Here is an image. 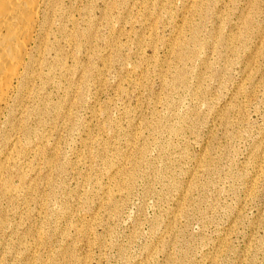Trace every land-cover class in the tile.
Masks as SVG:
<instances>
[{
	"label": "rangeland",
	"instance_id": "obj_1",
	"mask_svg": "<svg viewBox=\"0 0 264 264\" xmlns=\"http://www.w3.org/2000/svg\"><path fill=\"white\" fill-rule=\"evenodd\" d=\"M57 2L0 264H264V0Z\"/></svg>",
	"mask_w": 264,
	"mask_h": 264
},
{
	"label": "bare ground",
	"instance_id": "obj_2",
	"mask_svg": "<svg viewBox=\"0 0 264 264\" xmlns=\"http://www.w3.org/2000/svg\"><path fill=\"white\" fill-rule=\"evenodd\" d=\"M105 1V0H104ZM193 2V1H192ZM198 2V1H197ZM73 3V2H72ZM204 3V2H203ZM57 0H0V132L5 120H10L15 106L23 103L34 92L33 80L40 74L42 57L47 48L56 15ZM117 4V3H116ZM144 4V3H143ZM170 4V3H169ZM86 6V5H85ZM118 6V5H117ZM174 6V5H173ZM62 7V5H61ZM84 7V6H83ZM184 7V6H183ZM194 7V6H193ZM198 7V6H197ZM200 7V6H199ZM68 8V7H67ZM132 8V7H131ZM203 8V7H202ZM66 9V8H65ZM109 9V8H108ZM133 9V8H132ZM151 9V8H150ZM80 10V9H79ZM114 10V8H113ZM141 10V9H140ZM145 10V9H144ZM161 10V9H160ZM188 10V9H187ZM64 11V10H63ZM110 11V10H109ZM125 11V10H124ZM154 11V10H153ZM162 11V10H161ZM65 12V11H64ZM169 12V11H168ZM62 13V12H61ZM80 13V12H79ZM87 13V12H86ZM140 13V12H138ZM129 14V13H128ZM153 14V13H152ZM200 14V13H199ZM71 15V14H70ZM171 15V14H170ZM63 16V15H61ZM60 16V17H61ZM137 16V15H136ZM149 16V15H148ZM192 16V15H191ZM70 17V16H69ZM64 18V17H63ZM133 18V17H132ZM70 19V18H69ZM147 19V18H146ZM75 20V19H73ZM126 20V19H125ZM183 20V19H182ZM74 22V21H72ZM64 23V22H63ZM110 23V22H109ZM74 24V23H73ZM108 24V21H107ZM106 24V25H107ZM189 24V23H188ZM101 26V25H100ZM180 26V25H179ZM76 27V26H75ZM98 27V26H97ZM133 27V26H132ZM90 28V27H89ZM98 30V29H97ZM64 31V30H63ZM121 31V30H120ZM180 31V30H179ZM86 32V31H85ZM91 33V32H90ZM112 33V32H111ZM114 34V32H113ZM130 34V33H129ZM180 34V33H179ZM53 35H55L53 33ZM76 35V34H75ZM74 35V36H75ZM94 35V34H93ZM178 35V34H177ZM56 36V35H55ZM72 37V36H71ZM130 37V36H129ZM155 37V36H154ZM176 37V36H175ZM150 38V37H149ZM186 38V37H185ZM57 39V38H56ZM115 39V38H114ZM178 39V38H177ZM229 39V38H228ZM69 40V39H68ZM92 40V39H91ZM97 40V39H96ZM119 40V39H118ZM79 41V40H78ZM114 41V40H113ZM182 41V40H181ZM89 42V41H88ZM152 42V41H151ZM175 42V41H174ZM179 42V41H178ZM81 43V42H80ZM93 43V42H92ZM195 43V42H194ZM83 44V43H82ZM115 44V43H114ZM177 44V42H176ZM182 44V43H181ZM172 45V44H171ZM180 45V44H179ZM176 46V45H175ZM181 46V45H180ZM108 47V46H107ZM179 47V46H178ZM91 48V47H90ZM115 48V47H114ZM155 48V47H154ZM111 49V48H110ZM172 49V48H171ZM176 49V48H175ZM120 50V49H119ZM91 51V50H90ZM96 51V50H95ZM175 51V50H174ZM180 51V50H179ZM48 52V50L46 51ZM62 52V51H61ZM89 52V51H88ZM102 52V51H101ZM155 52V51H154ZM172 52V51H171ZM59 54V52H57ZM97 54V53H96ZM107 54V53H106ZM109 54V53H108ZM175 54V53H174ZM57 55V54H56ZM46 56V54H45ZM58 56V55H57ZM194 56V54H193ZM102 57V56H101ZM105 57V56H104ZM166 57V56H164ZM58 58V57H57ZM55 58V59H57ZM54 59V60H55ZM109 59V58H108ZM166 59V58H165ZM179 59V58H177ZM170 60V59H169ZM168 60V62H169ZM141 61V60H140ZM160 61V60H159ZM59 62V61H58ZM67 62V61H66ZM53 64V63H52ZM51 64V65H52ZM141 64V63H140ZM71 65V64H70ZM77 65V64H76ZM53 66V65H52ZM69 66V65H68ZM105 66V64H104ZM108 66V65H107ZM172 66V65H171ZM170 66V67H171ZM254 66V65H253ZM45 67V66H44ZM73 67V66H72ZM82 67V66H81ZM140 67V66H139ZM247 67V66H246ZM245 67V68H246ZM53 68V67H51ZM150 68V67H149ZM168 68V67H167ZM251 68V67H250ZM74 69V67H73ZM166 69V68H165ZM56 70V69H55ZM54 70V71H55ZM62 70V69H61ZM142 70V69H141ZM162 70V69H161ZM252 70V69H251ZM250 70V71H251ZM51 71V70H50ZM85 71V70H84ZM245 71V70H244ZM49 72V70H48ZM88 72V71H87ZM165 72V71H164ZM53 73V72H52ZM146 73V72H145ZM65 74V73H64ZM92 74V73H91ZM135 74V73H134ZM104 75V74H103ZM178 75V74H177ZM41 76V75H40ZM38 76V77H40ZM166 76V75H165ZM42 77V76H41ZM100 78V77H99ZM107 78V77H106ZM101 79V78H100ZM37 81V80H36ZM43 81V80H42ZM81 81V80H80ZM94 81V80H93ZM92 82V81H91ZM61 83V81H60ZM97 83V82H96ZM102 83V82H101ZM104 83V82H103ZM38 84V83H37ZM49 84V83H48ZM72 84V83H70ZM105 84V83H104ZM143 84V83H142ZM71 86V85H70ZM164 86V85H163ZM36 87V86H35ZM40 87V86H39ZM73 87V86H72ZM118 87V86H117ZM172 87V86H171ZM37 88V87H36ZM44 88V87H43ZM90 88V87H89ZM170 89V88H169ZM172 90V89H171ZM37 91V90H36ZM60 92V91H59ZM199 92V91H198ZM50 93V92H49ZM197 93V92H195ZM47 94V93H46ZM83 94V93H82ZM51 95V94H50ZM81 96V95H80ZM97 96V95H96ZM198 97V96H197ZM242 98V97H241ZM80 99V98H79ZM162 100V99H161ZM54 101V100H53ZM167 101V100H166ZM33 102V101H32ZM97 102V101H96ZM60 104V103H59ZM73 104V103H72ZM79 104V103H78ZM23 105V104H22ZM20 105V106H22ZM27 106V104H26ZM35 106V105H34ZM39 106V105H38ZM95 106V105H94ZM101 106V105H100ZM234 106V105H233ZM54 107V106H53ZM63 107V106H62ZM72 107V106H71ZM96 107V106H95ZM236 107V106H235ZM33 108V107H32ZM60 108V107H59ZM90 108V107H89ZM96 109V108H95ZM18 110V109H17ZM15 110V111H17ZM25 110V109H24ZM45 110V109H44ZM150 110V109H149ZM20 111H22L20 109ZM32 111V110H31ZM94 111V110H93ZM107 111V110H106ZM155 111V110H154ZM158 111V110H157ZM153 112V111H152ZM30 113V112H29ZM48 113V112H47ZM21 114V113H20ZM19 114V115H20ZM23 114V113H22ZM21 114V115H22ZM68 114V113H67ZM98 114V113H97ZM18 115V116H19ZM24 115V114H23ZM31 117V116H30ZM59 117V116H58ZM74 117V116H73ZM76 117V116H75ZM79 117V116H78ZM22 118V117H21ZM16 119V118H15ZM14 119V120H15ZM153 119V118H152ZM24 120V119H23ZM80 120V119H79ZM27 121V120H26ZM62 121V120H61ZM109 121V120H108ZM112 121V120H111ZM45 122V121H44ZM52 122V121H51ZM14 123V122H13ZM67 123V122H66ZM76 123V122H75ZM12 124V123H11ZM27 124V123H26ZM63 124V123H62ZM13 125V124H12ZM11 125V126H12ZM20 125V124H19ZM90 125V124H89ZM16 126V125H14ZM176 126V125H175ZM21 128V126H19ZM25 127V126H24ZM23 127V128H24ZM36 127V126H35ZM61 127V126H60ZM87 127V126H86ZM21 128V130L23 129ZM27 128V127H26ZM30 128V127H29ZM38 128V127H37ZM11 129V127H10ZM19 129V128H18ZM32 129V128H31ZM30 129V130H31ZM61 129V128H60ZM63 129V128H62ZM73 129V128H72ZM178 129V128H177ZM15 130V129H14ZM18 131V130H17ZM24 131V130H23ZM38 131V130H37ZM74 131V130H73ZM87 131V130H86ZM7 132V131H6ZM22 132V131H20ZM31 132V131H30ZM49 132V131H48ZM55 132V131H54ZM17 133V132H15ZM59 133V132H58ZM172 133V132H171ZM1 134V133H0ZM7 134V133H5ZM10 134V133H9ZM26 134V133H25ZM32 134V133H31ZM8 135V134H7ZM5 135V136H7ZM14 135V134H13ZM17 135V134H15ZM30 136V134H28ZM60 135V134H59ZM90 135V134H89ZM160 135V134H159ZM3 136V135H2ZM10 136V135H9ZM23 136V135H22ZM21 136V137H22ZM4 137V136H3ZM8 137V136H7ZM15 137V136H14ZM18 137V136H17ZM10 137V150L0 165V184L6 194H13L9 180H4L8 163L20 154L18 138ZM27 137V136H25ZM44 138V137H43ZM6 139V138H4ZM22 139V138H20ZM29 139V138H28ZM46 139V138H45ZM96 139V138H95ZM144 139V138H143ZM2 141V140H1ZM84 141V140H83ZM87 141V140H86ZM95 141V140H94ZM3 142V141H2ZM6 143V142H5ZM49 144V143H48ZM84 144V143H83ZM6 145V144H5ZM3 145V146H5ZM38 145V144H37ZM2 146V149H3ZM100 146V145H99ZM57 150H59L57 148ZM2 151V150H1ZM37 151V150H36ZM42 151V150H41ZM40 151V152H41ZM5 152V151H4ZM43 152V151H42ZM85 152V151H84ZM0 152V154L2 155ZM49 153V152H48ZM28 154V153H27ZM55 154V153H54ZM37 156V155H36ZM60 157V156H59ZM71 158V157H70ZM1 160V159H0ZM18 160V159H17ZM33 160V158H32ZM56 160V158L54 159ZM81 160V159H80ZM88 160V159H87ZM86 160V161H87ZM79 161V160H78ZM54 161L49 160L51 167ZM124 162V161H123ZM127 162V161H126ZM16 163V161H15ZM39 163V162H38ZM45 163V162H44ZM84 163V162H83ZM140 164V163H139ZM44 165V164H43ZM56 164H54L55 166ZM111 165V164H110ZM29 166V165H28ZM10 167V166H9ZM47 167V166H46ZM48 167V168H49ZM18 168V167H17ZM37 168V167H36ZM56 168V167H55ZM54 168V169H55ZM62 168V167H61ZM127 169V168H126ZM35 170V169H34ZM113 170V169H112ZM119 170V169H118ZM124 170V169H123ZM129 170V169H128ZM199 170V169H198ZM17 172V171H16ZM30 172V171H29ZM104 172V171H103ZM26 173V172H25ZM66 173V172H65ZM8 174V173H7ZM11 174V172H10ZM20 175V174H19ZM127 175V173H126ZM7 176V175H6ZM12 176V175H10ZM22 176V175H21ZM38 176V175H37ZM36 176V177H37ZM53 176V175H52ZM11 178V177H8ZM58 178V177H57ZM6 179V178H5ZM12 180V179H11ZM191 182V181H190ZM33 183V182H32ZM120 183V182H119ZM18 184V183H17ZM60 185V184H59ZM16 186V185H15ZM40 186V185H39ZM129 186V185H128ZM190 186V185H189ZM2 187V186H1ZM27 187V186H26ZM42 187V186H41ZM31 189V188H30ZM192 189V188H191ZM190 189V190H191ZM121 190V189H120ZM3 191V190H2ZM104 191V190H103ZM21 192V191H20ZM39 192V191H38ZM59 192V191H58ZM118 192V191H117ZM1 193V192H0ZM42 193V192H41ZM3 194V193H2ZM7 194V195H8ZM19 194V193H18ZM116 194V193H115ZM5 195V194H4ZM15 195V194H14ZM23 196V195H22ZM38 196V195H37ZM20 197V196H19ZM1 198V197H0ZM33 198V197H32ZM42 199V198H41ZM20 200V199H18ZM101 200V199H100ZM113 200V199H112ZM27 201V200H26ZM25 201V202H26ZM103 204V203H102ZM55 205V204H54ZM12 206V205H11ZM5 208V207H4ZM184 208V207H183ZM29 209V208H27ZM9 210V209H8ZM33 210V209H32ZM47 210V209H46ZM16 211V210H15ZM20 214V213H19ZM87 215V214H86ZM2 217V216H1ZM58 217V216H57ZM6 218V216H5ZM11 218V217H10ZM48 218V217H47ZM177 219V218H176ZM4 220V218L2 219ZM31 220V219H30ZM7 221V218H6ZM29 221V220H28ZM48 222V221H47ZM1 223H3L1 221ZM24 223V222H23ZM10 224V223H9ZM31 224V223H30ZM92 224V223H91ZM3 226V224H2ZM0 226V227H2ZM18 226V225H17ZM91 226V225H90ZM4 228V227H3ZM49 228V227H48ZM77 228V227H76ZM83 228V227H82ZM91 229V228H90ZM42 230V229H41ZM80 230V229H79ZM84 230V229H83ZM2 231V230H1ZM83 232V231H82ZM4 236V235H3ZM4 238V237H3ZM225 239V238H224ZM17 240V239H16ZM223 242V241H222ZM18 246V245H17ZM59 249V248H58ZM224 250V249H223ZM222 252V251H221ZM58 253V252H57ZM220 253V251H219ZM152 255V254H151ZM80 259V258H79ZM2 260V259H1ZM86 262V261H85ZM75 264V263H74Z\"/></svg>",
	"mask_w": 264,
	"mask_h": 264
}]
</instances>
